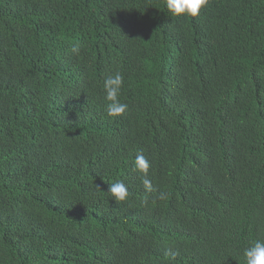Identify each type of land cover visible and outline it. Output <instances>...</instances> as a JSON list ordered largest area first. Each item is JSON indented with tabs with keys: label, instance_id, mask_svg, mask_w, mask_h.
Instances as JSON below:
<instances>
[{
	"label": "trees",
	"instance_id": "obj_1",
	"mask_svg": "<svg viewBox=\"0 0 264 264\" xmlns=\"http://www.w3.org/2000/svg\"><path fill=\"white\" fill-rule=\"evenodd\" d=\"M256 241L264 0L187 18L165 0H0V264H246Z\"/></svg>",
	"mask_w": 264,
	"mask_h": 264
},
{
	"label": "clouds",
	"instance_id": "obj_2",
	"mask_svg": "<svg viewBox=\"0 0 264 264\" xmlns=\"http://www.w3.org/2000/svg\"><path fill=\"white\" fill-rule=\"evenodd\" d=\"M208 0H165V7L168 13L174 17L184 16L196 17L200 9L207 4ZM73 51H77L76 48ZM124 82L122 74L116 73L108 76L103 84L105 92L106 112L109 117H118L127 109V104L119 100L121 88ZM150 162L142 154L135 156L133 171L142 174V183L146 192H152V181L147 178ZM115 202H123L129 196L128 187L123 182H116L109 185L108 191ZM160 199L166 198V193H159ZM246 264H264V242L256 241L247 247L243 252Z\"/></svg>",
	"mask_w": 264,
	"mask_h": 264
},
{
	"label": "bare ground",
	"instance_id": "obj_3",
	"mask_svg": "<svg viewBox=\"0 0 264 264\" xmlns=\"http://www.w3.org/2000/svg\"><path fill=\"white\" fill-rule=\"evenodd\" d=\"M105 138V137H104Z\"/></svg>",
	"mask_w": 264,
	"mask_h": 264
}]
</instances>
